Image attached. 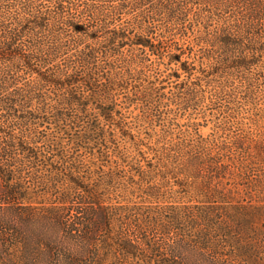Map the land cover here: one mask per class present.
<instances>
[{"label":"trees","instance_id":"1","mask_svg":"<svg viewBox=\"0 0 264 264\" xmlns=\"http://www.w3.org/2000/svg\"><path fill=\"white\" fill-rule=\"evenodd\" d=\"M262 165L264 0H0V264H264Z\"/></svg>","mask_w":264,"mask_h":264},{"label":"rangeland","instance_id":"2","mask_svg":"<svg viewBox=\"0 0 264 264\" xmlns=\"http://www.w3.org/2000/svg\"><path fill=\"white\" fill-rule=\"evenodd\" d=\"M254 170H255V173H254V174H258V172H259L260 170H263V172H264V165H262V167H261V166H259V167L256 166ZM151 236H152V235H151ZM153 237H154V239L157 238V237H155V236H153Z\"/></svg>","mask_w":264,"mask_h":264}]
</instances>
